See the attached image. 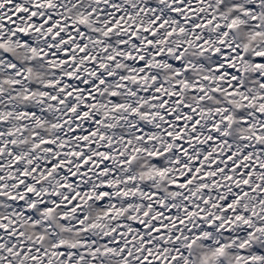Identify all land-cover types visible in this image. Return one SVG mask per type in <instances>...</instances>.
Returning a JSON list of instances; mask_svg holds the SVG:
<instances>
[{
	"label": "snow or ice",
	"instance_id": "6c2138e0",
	"mask_svg": "<svg viewBox=\"0 0 264 264\" xmlns=\"http://www.w3.org/2000/svg\"><path fill=\"white\" fill-rule=\"evenodd\" d=\"M0 264H264V0H0Z\"/></svg>",
	"mask_w": 264,
	"mask_h": 264
}]
</instances>
